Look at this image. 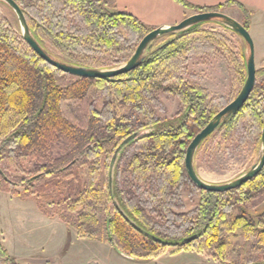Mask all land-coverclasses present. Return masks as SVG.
<instances>
[{"label": "trees", "instance_id": "obj_1", "mask_svg": "<svg viewBox=\"0 0 264 264\" xmlns=\"http://www.w3.org/2000/svg\"><path fill=\"white\" fill-rule=\"evenodd\" d=\"M14 1L42 47L73 66L109 69L92 66L77 54L93 50L134 53L156 29L118 12L116 0ZM23 1L35 5L27 9ZM174 1L192 13L240 8L245 17L242 25L250 30V14L235 1L211 8ZM203 26L161 37L149 47L140 67L127 74L86 79L49 65L22 36L14 34L8 18H0V191L7 184L30 190L26 179L13 180L9 171L14 167L23 172L22 160H42L34 166L37 175L33 182L42 190L56 189L58 218L80 238L106 243L132 259L148 261L166 254L172 246L156 243L145 234L170 244L197 236L177 249L203 254L221 264H264V212L258 217L247 213L264 202V169L242 187L225 193L197 189L186 172L188 146L220 112L205 88L184 77L189 56L211 49L202 42L216 41ZM200 43L203 48L199 50ZM126 62L119 60L118 65ZM261 62L247 103L200 149L219 133L225 143L232 138L242 142L251 129L260 152L264 58ZM234 63L239 95L247 66L244 57L242 63ZM161 93L180 99L185 111L177 122L166 123L157 116ZM147 129L151 132L139 138ZM59 145L65 149L53 157V148ZM182 190L202 196L195 211L176 213L182 207ZM233 210L239 214L232 215ZM0 254L5 252L0 249Z\"/></svg>", "mask_w": 264, "mask_h": 264}, {"label": "rangeland", "instance_id": "obj_2", "mask_svg": "<svg viewBox=\"0 0 264 264\" xmlns=\"http://www.w3.org/2000/svg\"><path fill=\"white\" fill-rule=\"evenodd\" d=\"M26 3L28 2L23 1V6L27 9L32 7L30 5H35L34 1L27 5ZM227 8L229 7L221 12L226 15L233 14L228 13ZM0 18H8L14 34L22 36L19 22L8 7L5 9L0 5ZM244 21L245 18L242 22ZM203 29L209 35H213L216 41L209 36L211 40L202 42L203 45L211 47L207 51L200 50L203 45L199 44L198 48L201 52L192 54L185 62L184 77L189 82L205 88L209 98L221 111L238 96L237 84L234 81L236 74L234 60L242 63L244 57L247 63L249 50L237 34L219 23H207ZM251 37L258 70L264 58V34L256 35V37L251 35ZM132 55L133 53L119 55L93 50L81 51L77 57L84 58L92 66L102 65L115 69L119 66V60L128 61ZM158 98L157 116L166 123L177 122L180 119L179 116L185 111L180 99L167 93L159 94ZM101 108L102 106L99 107ZM150 132L151 129L142 131L139 138ZM220 136L222 133L201 148L195 159L199 176L205 182L214 185L237 180L258 164L262 155L261 149L259 152L257 148V137L251 129L246 130L242 142L232 138L225 143L219 139ZM64 149V145L56 146L53 148L52 156L61 155ZM21 163L23 172L12 167L9 175L13 180L17 177L26 179V185L31 187L30 190L7 184L6 190L0 191V249L5 252V255L0 254V258H3L6 264H40L37 261H45L44 264H221L205 255L202 256L203 254L179 256L182 252L191 251H180L174 246L168 248L166 254L156 259L148 261L132 259L106 243L78 237L75 230L69 229L58 218V209L54 205L56 189L53 187L42 190L33 182L37 175L34 166L43 163L42 160L27 159L22 160ZM12 192L20 195L16 196ZM201 200L200 194L182 190L180 201L182 207L176 210V213L195 211ZM262 212H264V202L256 208L247 209V213L253 217H258ZM231 214L237 216L239 213L233 210Z\"/></svg>", "mask_w": 264, "mask_h": 264}, {"label": "water", "instance_id": "obj_3", "mask_svg": "<svg viewBox=\"0 0 264 264\" xmlns=\"http://www.w3.org/2000/svg\"><path fill=\"white\" fill-rule=\"evenodd\" d=\"M0 3L7 6L14 13L21 28L22 38L28 44V46L31 48L33 52H35L42 60L47 62L52 67H55L56 69L77 78L112 79L127 74L140 67V65L147 57V52L149 47L154 42L159 40L161 37L165 35H177L179 33L185 32L193 28L198 24H207V23L216 22L223 25L225 28L230 29L235 34H237L248 47L249 54L246 63L247 78L237 98L234 101H232L229 105H227L224 109H222L211 120V122L200 133L196 135V137L192 140V142L188 146L185 157L186 172L190 181L197 189L211 193H225L242 187L243 185L254 179L257 175H259L264 169V127L261 136L262 155L259 163L253 166L249 172H247L245 175L241 176L237 180L222 185L209 184L199 176L195 167L196 155L200 149L201 144L210 135H212L223 122H225L229 117L234 115L238 110L241 109L242 106H244L247 103L255 87L257 69H256L253 39L251 37L250 32L235 19L231 18L230 16L222 12L212 11V12L197 13L191 15L185 18L177 25L158 27L143 38V40L138 45L136 51L133 53V55L124 65L115 69H100V68L73 66L60 61L55 56L48 53L42 47V45L36 40L35 36L33 35L28 25L23 10L16 1L0 0ZM131 140H132L131 137L128 138L126 141H124V145L130 142ZM145 236L156 243L167 246H174V247H177L179 245L183 246L185 244H190L198 239V237L195 236L187 239L185 242L180 244H170L149 234H145Z\"/></svg>", "mask_w": 264, "mask_h": 264}, {"label": "crops", "instance_id": "obj_4", "mask_svg": "<svg viewBox=\"0 0 264 264\" xmlns=\"http://www.w3.org/2000/svg\"><path fill=\"white\" fill-rule=\"evenodd\" d=\"M190 4L198 7H217L228 1H235L242 5L250 14L251 35L259 36L264 34V0H186ZM118 12L134 16L141 21L146 27L158 28L173 26L179 24L185 18L193 15L174 0H116ZM231 18L239 23H243L244 13L240 8H227ZM236 16H235V15ZM264 55V54H263ZM195 252H185L183 254H194ZM198 254V253H196ZM201 255V254H199ZM204 256V255H202ZM44 264L45 261H37ZM155 262V261H152ZM0 264H6L3 258H0Z\"/></svg>", "mask_w": 264, "mask_h": 264}]
</instances>
